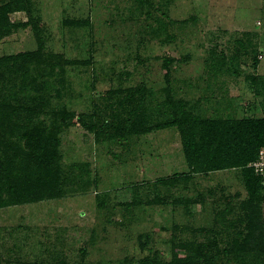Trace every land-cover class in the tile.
<instances>
[{
    "label": "rangeland",
    "instance_id": "374dc122",
    "mask_svg": "<svg viewBox=\"0 0 264 264\" xmlns=\"http://www.w3.org/2000/svg\"><path fill=\"white\" fill-rule=\"evenodd\" d=\"M10 22L0 156L8 185L36 189L13 206L0 192V264H205L191 253L202 244L216 264H264V203H248L246 170L193 169L180 129H158L170 100L215 123L264 121V0H27ZM33 130L60 165L31 180L18 160Z\"/></svg>",
    "mask_w": 264,
    "mask_h": 264
},
{
    "label": "trees",
    "instance_id": "16d2710c",
    "mask_svg": "<svg viewBox=\"0 0 264 264\" xmlns=\"http://www.w3.org/2000/svg\"><path fill=\"white\" fill-rule=\"evenodd\" d=\"M27 0H11L5 6H0V38L9 36L20 26L10 22V15L17 11H26ZM35 24L34 22H32ZM29 22L27 25H33ZM36 25H34L35 27ZM33 27V26H32ZM39 50L36 54H40L44 49L43 41L39 42ZM26 54H18L3 60L19 61L20 58L26 57ZM5 80V73L0 71V81ZM170 106L174 111V120L158 127V129L176 126L182 134L183 146L186 152L188 164L193 169L205 168L207 171L229 170L235 167L244 168L245 185L248 190L251 203H264V187L262 180L255 174L249 165L254 162L259 151L264 147V121L257 122L250 119L236 120L227 124L215 123L202 119L194 114L186 104L177 105L170 100ZM15 111V110H14ZM30 124L34 119L33 111L30 108L24 109ZM17 119H21L22 113L13 112ZM44 132L39 130L26 131L23 134L24 147L30 151V156L23 157L18 160L19 176L26 179L34 180L41 174H49L53 168L60 165V157L57 154L56 145L51 149L43 139ZM232 157V160H230ZM225 162L222 163V161ZM47 168V171L46 169ZM10 169L3 156H0V192L8 189L7 204L9 206L25 204L28 195H32L36 188H30L25 184H21L18 188L8 185V177ZM41 188L36 192L42 194L49 187V182L41 181ZM21 196V197H20ZM20 197V198H19ZM56 198V195L54 196ZM38 200H41L38 197ZM31 201V200H30ZM0 208L3 202H0ZM249 211L250 205L248 206ZM259 211V210H258ZM250 222L254 218L249 215ZM252 224V229H254ZM144 237H141V242ZM146 242L143 247L148 244L150 237L145 236ZM247 242L246 240L244 241ZM238 247L245 248L241 242L236 243ZM146 248V247H144ZM191 253L199 260L203 259L205 264H216L220 251L209 244H202L192 249ZM212 251L214 252L211 256ZM156 255L146 257L141 264H155ZM188 259L185 257L175 256L170 264H186Z\"/></svg>",
    "mask_w": 264,
    "mask_h": 264
},
{
    "label": "built area",
    "instance_id": "2783aa9c",
    "mask_svg": "<svg viewBox=\"0 0 264 264\" xmlns=\"http://www.w3.org/2000/svg\"><path fill=\"white\" fill-rule=\"evenodd\" d=\"M249 167H251L255 174L262 180V185L264 187V147L261 148L257 159L252 162Z\"/></svg>",
    "mask_w": 264,
    "mask_h": 264
}]
</instances>
